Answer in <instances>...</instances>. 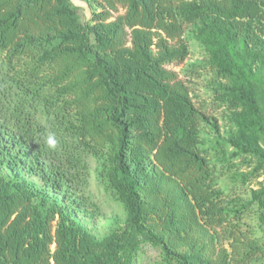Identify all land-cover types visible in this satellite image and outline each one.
<instances>
[{"label":"trees","instance_id":"16d2710c","mask_svg":"<svg viewBox=\"0 0 264 264\" xmlns=\"http://www.w3.org/2000/svg\"><path fill=\"white\" fill-rule=\"evenodd\" d=\"M94 3L84 21L72 0H0V264H142L146 245L151 264H264V183L230 193L264 173V0ZM187 31L231 126L210 145L218 122L167 67ZM90 159L125 212L103 236L80 218Z\"/></svg>","mask_w":264,"mask_h":264},{"label":"rangeland","instance_id":"374dc122","mask_svg":"<svg viewBox=\"0 0 264 264\" xmlns=\"http://www.w3.org/2000/svg\"><path fill=\"white\" fill-rule=\"evenodd\" d=\"M72 1L75 5L80 7L81 17L84 21L89 20L92 16L93 11L95 9H98L94 3V0ZM124 12L125 10L121 9L119 12L114 14V17L120 13L123 14ZM184 38L190 49L188 58L182 63H172L167 65V67L169 69L175 70L179 74L180 78L187 82L191 89L195 104L198 107L202 108L205 114L211 120H216L218 122L219 129L214 130L216 134L211 130V128L208 127V123H203V128L206 133L204 137L206 139L207 145H210L212 141L211 138H214L213 136H227L229 130L231 129V126L229 124V119L227 118L225 107L217 108L218 103L213 97L215 81L214 73L204 68H199L195 73H191L189 71L192 63H199L205 58V52L202 46L191 36V33L189 31L186 32ZM207 132L209 133V135H207ZM231 152V149H229V151H226L228 155ZM211 153V159L213 160V163L216 164L217 168L222 169L223 166L221 165L220 160L217 158V151L212 150ZM220 156L221 155L219 154L218 157ZM233 163L235 164V166L232 168V171L244 173L252 171L256 164V162L245 163L243 159H234ZM90 166L93 170L90 176L87 192L91 196L96 206L93 207L90 212L94 214L93 216L81 214L80 218L88 227V229L91 230V232H93L97 236H103L108 232L109 225L115 218H125V212L123 210V207L119 203L113 201L107 195L104 188L97 181L94 171L95 161L93 159H90ZM226 183H228V179L224 178L221 181L220 186L222 187ZM261 183H264V173L257 178L252 177L249 180L239 179L234 184L236 190L230 193L235 196L243 195L248 197L251 193V189L259 188L261 186ZM241 223L242 229L255 231L258 234L261 233V230L259 229L257 214L255 212H245ZM54 248L55 246H53V249ZM156 258H159V250L146 245L142 264H151L155 261Z\"/></svg>","mask_w":264,"mask_h":264},{"label":"bare ground","instance_id":"6f19581e","mask_svg":"<svg viewBox=\"0 0 264 264\" xmlns=\"http://www.w3.org/2000/svg\"><path fill=\"white\" fill-rule=\"evenodd\" d=\"M111 198V197H110Z\"/></svg>","mask_w":264,"mask_h":264}]
</instances>
